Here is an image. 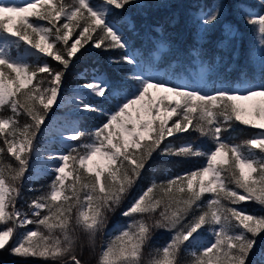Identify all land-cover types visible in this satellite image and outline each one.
I'll return each mask as SVG.
<instances>
[{"label": "snow or ice", "instance_id": "1", "mask_svg": "<svg viewBox=\"0 0 264 264\" xmlns=\"http://www.w3.org/2000/svg\"><path fill=\"white\" fill-rule=\"evenodd\" d=\"M132 3L0 0V251L52 264H89L81 258L86 248L96 255L95 264H253L251 257L264 234V82L244 78L234 87L209 90L204 67L194 83L174 82L167 73L148 68L130 77L135 83L120 90L113 110L105 112L79 96L68 98L78 111L100 113L105 122L85 132L70 121L59 136L78 142L75 146L67 144L64 152H37V135L62 98L73 58L89 42L98 49L129 47L109 16ZM222 12L223 5H217L202 13L201 26L215 24ZM245 23L264 48V8L248 11ZM29 57L44 62L31 64ZM48 58L58 62L59 69L47 63ZM121 60L138 63L131 54ZM79 87L87 97L117 95L102 78ZM236 123L259 131L242 143H231L224 133ZM191 133L207 143L175 144L169 139ZM157 153L203 158V163L153 180L121 212L128 222L109 230L110 215ZM33 156L47 158L53 179L47 192L23 211L17 203ZM245 202L257 207H246ZM21 228L25 231L18 233ZM158 229L170 232V239L146 259ZM204 233L211 239L204 240ZM101 236L106 238L97 245ZM182 253L190 259L182 260Z\"/></svg>", "mask_w": 264, "mask_h": 264}, {"label": "trees", "instance_id": "2", "mask_svg": "<svg viewBox=\"0 0 264 264\" xmlns=\"http://www.w3.org/2000/svg\"><path fill=\"white\" fill-rule=\"evenodd\" d=\"M16 2L22 3L28 0H16ZM95 2L99 3L100 0ZM217 5H223L221 18L215 24L203 28L199 19L201 14ZM262 8H264V0H133V3L125 9L114 10L109 16V19L118 23L123 30L129 47L126 50H106L95 48L89 42L73 58L63 80L62 94L93 78L103 76L105 82L117 90V95L109 96L107 99L88 98V100L107 112L113 110L119 102L120 90L129 89L135 83L130 77L142 74L148 68L161 70L162 75L167 73V78L173 79L174 82L184 79L194 83L200 75L201 67H204L206 69L204 78L209 90L222 85L234 87L244 78L256 83L264 82V48L259 45L253 28L245 23L248 11L258 12ZM225 25L235 28L233 35L225 31ZM20 51H23V46ZM12 54L16 55L15 49ZM126 54L133 55L138 63L123 62L121 57ZM28 62L37 64L44 61L29 57ZM47 63L57 69L60 67L59 63L51 58L47 59ZM64 110L53 106L45 125L42 126V131L55 115L63 113ZM74 116L76 124L85 132H91L106 120L104 115L97 112H81ZM25 119L21 117V123H24ZM42 131L37 135L36 147L42 143ZM258 131L236 123L230 131L224 133V136L231 143H242L252 138ZM83 139L87 140L89 137ZM169 139L175 144L185 141L207 143L197 133L182 134L175 139ZM76 143L78 142L72 141L71 144L75 146ZM57 148L67 150L63 147ZM202 163L203 158L154 154L120 208L110 215L108 229L111 230L114 226L125 225L128 222L129 218L122 216L121 212L153 180L167 179ZM26 178L22 188V198L17 203L23 211H29L28 203L32 199L47 192L53 175L47 173L33 178L30 168ZM244 206L257 207L251 202H245ZM33 227L34 225L28 226L29 229ZM19 230L23 228L18 229V232ZM170 236L171 233L164 229L156 230L146 249V259L150 258L147 253L152 249L162 248ZM105 238L106 236L98 238L97 245ZM96 251L98 253V247ZM81 258L89 264H95L96 255L86 248ZM181 258L190 259L184 253L181 254ZM262 258H264V234L251 259L253 264H260ZM0 264H52V262L42 258L25 259L12 255L9 250H3L0 251Z\"/></svg>", "mask_w": 264, "mask_h": 264}, {"label": "rangeland", "instance_id": "3", "mask_svg": "<svg viewBox=\"0 0 264 264\" xmlns=\"http://www.w3.org/2000/svg\"><path fill=\"white\" fill-rule=\"evenodd\" d=\"M14 2H16V0H14ZM22 3H24V2H22ZM18 4H20V3H18ZM229 28L232 29L231 33L228 31ZM225 31L228 32L230 35H233L235 32V28L225 25ZM158 72H160L162 74L161 70H159ZM96 78H102L103 79V76H99ZM79 86L80 85L71 88L68 93L61 94L62 98L59 99L57 105H54V106H58V107L63 108L65 110L63 113H61L59 115H55L50 120V122L44 127V129L42 131V140H41L42 143L40 146L36 147L37 152H39V153H48V152H53V151L64 152L63 150H61L60 148H57V147L66 148L67 144L72 143V141H62L60 136H59V130L61 129V127L63 125H65L66 123H68L70 121L76 122L74 115L77 113L84 112V111H78L74 104H70L67 102V99L72 97V96H79L80 98H84V99L94 98V97H87L85 95V92L82 89H80ZM48 167H49V164H48L47 158L45 156H39V157L33 156L32 166H31V177L36 178L40 175L49 173ZM23 231H25V229H23L21 231L19 230L18 233L23 232ZM203 239L204 240H210L211 237L207 233H204ZM193 247H198V246L195 243H193Z\"/></svg>", "mask_w": 264, "mask_h": 264}]
</instances>
